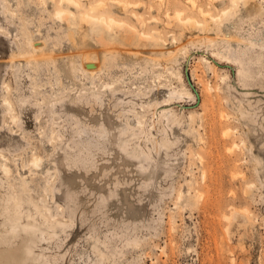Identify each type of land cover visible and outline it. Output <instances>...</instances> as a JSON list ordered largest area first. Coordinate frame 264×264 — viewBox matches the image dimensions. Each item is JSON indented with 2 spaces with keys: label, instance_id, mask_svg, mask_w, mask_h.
I'll return each instance as SVG.
<instances>
[{
  "label": "rangeland",
  "instance_id": "rangeland-1",
  "mask_svg": "<svg viewBox=\"0 0 264 264\" xmlns=\"http://www.w3.org/2000/svg\"><path fill=\"white\" fill-rule=\"evenodd\" d=\"M76 1L0 0V264H264V0Z\"/></svg>",
  "mask_w": 264,
  "mask_h": 264
},
{
  "label": "bare ground",
  "instance_id": "bare-ground-1",
  "mask_svg": "<svg viewBox=\"0 0 264 264\" xmlns=\"http://www.w3.org/2000/svg\"><path fill=\"white\" fill-rule=\"evenodd\" d=\"M67 4H70V3H73V4H75L76 6H77V1L76 0H64ZM56 14H57V16L59 17V18H61L62 19V17H63V15H65L66 16V10H64V9H58L57 11H56ZM85 15L88 17V18H86L85 16V18L89 21V22H91V24H92V27L93 28H95L96 26H98V24H97V22L96 21H99V20H101L102 22H100V23H103L104 22V17H100L101 19H98L97 17H95V16H93V15H90V14H88V13H86L85 12ZM69 16H73V15H70L69 14ZM175 16L176 17H180L181 16V11L180 10H177L176 11V13H175ZM63 18H65V17H63ZM189 19V18H188ZM63 20V19H62ZM114 21V19L113 18H110V22H113ZM187 21H189V20H187ZM106 22V21H105ZM115 23H116V21H114ZM107 26V29H108V23L106 24ZM103 26H105V24H103ZM102 26V27H103ZM113 26V25H112ZM112 28V27H111ZM226 133H227V131H226ZM38 159H36V158H34V165L36 166V165H39L38 164ZM3 170H4V172L5 173H7L8 171H9V169H8V167L6 166V165H3ZM203 177H204V174H203ZM235 214H236V210H234V211H232L231 212V216H235ZM238 214V213H237ZM228 217V216H227ZM230 218V217H229ZM8 220V219H7ZM9 222V227H10V231H11V233L12 234H14V231H15V229H16V226L17 225H20V221H12V220H10V221H8ZM7 224H5L4 225V227L5 228H7ZM17 229H19L18 227H17ZM17 229H16V232H17ZM19 231V230H18ZM2 264V263H1Z\"/></svg>",
  "mask_w": 264,
  "mask_h": 264
}]
</instances>
